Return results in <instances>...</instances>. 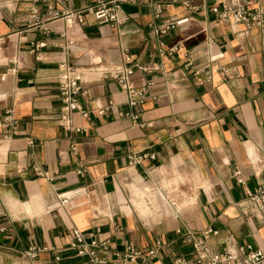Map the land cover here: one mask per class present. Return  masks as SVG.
Here are the masks:
<instances>
[{"label": "crops", "instance_id": "1", "mask_svg": "<svg viewBox=\"0 0 264 264\" xmlns=\"http://www.w3.org/2000/svg\"><path fill=\"white\" fill-rule=\"evenodd\" d=\"M187 1L195 8L169 2L160 17L125 3L118 31L87 9L95 0L56 1L52 13L42 0H0V264H87L71 246L75 227L88 240L99 228L108 264L128 243L146 250L158 240L149 264L191 257L178 229L218 230L208 237L215 251L228 235L264 248V213L247 199L264 184V31L218 21L220 0ZM64 10L81 13L68 26ZM64 61L82 73L78 100L89 114L74 113L80 131L57 119ZM123 66L134 68L135 86H149L140 105L114 77ZM9 108L15 131L4 125ZM132 152L155 158L130 168ZM69 192L63 206L57 196ZM31 245L41 251L30 259Z\"/></svg>", "mask_w": 264, "mask_h": 264}, {"label": "built area", "instance_id": "2", "mask_svg": "<svg viewBox=\"0 0 264 264\" xmlns=\"http://www.w3.org/2000/svg\"><path fill=\"white\" fill-rule=\"evenodd\" d=\"M48 4V9L52 13L54 10V3L60 0H42ZM67 1V0H63ZM179 0H95V4L87 8L92 11L96 19L101 23L111 24L118 31L120 26L125 22V18L121 15L123 5L125 3H138L152 8L154 15L160 17L164 12L167 3L177 2ZM183 3L190 8H195L187 0ZM215 18L221 22H228L233 24H243L247 30L258 27L264 31V5L250 6L244 0H220V6L213 9ZM37 10H33V15ZM81 11L64 10L63 16L66 22L72 24L75 15ZM59 15L58 12L55 13ZM190 17L169 18L158 27V32L161 34L167 33L172 29L188 22ZM65 39L66 44L63 46L64 51L70 52L73 40L67 30L61 33ZM231 71L227 68L222 69L223 74H228ZM134 72L132 66H123L115 70L114 77L120 84L121 88L128 94V103L131 106L142 104L147 98L145 87H137L131 81V74ZM198 74L199 71H196ZM82 73L78 68L68 62L64 61L59 65L58 73V89L61 99V110L58 116L59 124L69 131H80L81 129L74 124V113L76 111L82 112L84 116H88L89 112L83 110L80 106L78 96L82 91L81 85ZM102 113L103 110L100 109ZM136 117V116H135ZM4 125L6 127L16 128L17 120L13 114V109L9 108L6 111L4 118ZM31 143L33 141H30ZM74 150L77 149L76 144L72 146ZM155 158L154 154L148 152L135 153L132 152L128 156V166L135 168L143 163L146 158ZM85 171L81 168L79 172ZM49 176L48 173H45ZM236 175L240 176L238 181L245 183L241 176V171L237 170ZM77 192V191H76ZM76 192H69L59 194L57 200L63 205L69 202L72 195ZM247 199L252 205L254 212L264 213V184H259L255 188L247 191ZM99 228L97 227L90 233L91 239H87L84 232L75 227L73 229V241L71 242L72 248L76 254L87 258V264H108L100 253H107L109 244L107 241H101L97 235ZM177 232L183 235L186 243L191 246L192 256H184L174 254L170 264H264V248L256 247L252 243L240 244L233 236L228 235L223 240V246L220 251H215L209 241L210 234H218V230L208 228L204 231L187 230L183 232L178 229ZM163 245L162 240L157 241V246L150 249H139L128 243L123 250H116L115 258L119 264H149L150 258L157 253L160 246ZM41 251L37 245H31L24 252L28 258H36ZM116 264V263H112Z\"/></svg>", "mask_w": 264, "mask_h": 264}]
</instances>
